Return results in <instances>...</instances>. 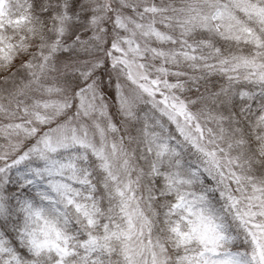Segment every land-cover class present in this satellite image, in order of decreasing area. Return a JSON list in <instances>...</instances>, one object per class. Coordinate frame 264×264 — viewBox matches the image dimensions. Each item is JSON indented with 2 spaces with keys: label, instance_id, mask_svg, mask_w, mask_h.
I'll use <instances>...</instances> for the list:
<instances>
[{
  "label": "clouds",
  "instance_id": "1",
  "mask_svg": "<svg viewBox=\"0 0 264 264\" xmlns=\"http://www.w3.org/2000/svg\"><path fill=\"white\" fill-rule=\"evenodd\" d=\"M0 264H264V0H0Z\"/></svg>",
  "mask_w": 264,
  "mask_h": 264
}]
</instances>
